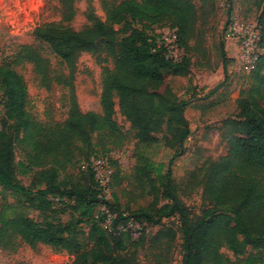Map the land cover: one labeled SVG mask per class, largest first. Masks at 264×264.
I'll return each mask as SVG.
<instances>
[{
  "label": "trees",
  "instance_id": "obj_1",
  "mask_svg": "<svg viewBox=\"0 0 264 264\" xmlns=\"http://www.w3.org/2000/svg\"><path fill=\"white\" fill-rule=\"evenodd\" d=\"M60 1L61 21L39 25L33 35L70 66L81 53L111 59L113 68L105 67L103 73L102 113L81 111L71 83L65 122L41 124L29 112V91L24 77L11 63L1 64L4 117L0 119V186L25 197L29 207L43 215L52 210L50 198L72 200L74 209H81L93 219L92 246L85 247V234L73 223L58 224L48 216L38 223L24 213L5 217L0 210V249L16 252L19 242L31 247L44 244L57 253L72 256L71 264H137L136 255L123 254L125 242L133 240L132 237L108 234L96 218L99 188L92 169L89 183L74 182L64 172L81 149L78 143L89 146L94 134L104 137L120 133L114 118L116 103L139 143L156 142L155 135L166 124L170 135L166 138L168 145L183 146L190 134L185 109L164 72L186 75L190 61H167L162 51H153L156 40L136 25L145 23L151 28L170 22L177 29L179 45L187 48L194 36L198 11L193 0L104 2L106 21L97 17L91 7L89 25L76 31L65 25L76 15L75 0ZM222 58L226 69L224 50ZM16 60V63H33L37 73L44 77V59L32 47L23 46ZM238 107L239 117L224 122V150L207 179L212 207L202 216L192 217L182 203L172 170L162 173L144 155L137 158L136 176L142 183L145 180L153 185L157 179L161 186L158 192L166 203H155L140 211L121 210L115 199L112 204L117 213L126 212L146 224L159 225L164 219L178 215L184 237L183 264L261 262L259 255L264 252V53L252 71L249 90L238 100ZM19 141L29 148L24 165L32 171L37 169L30 187L17 180L18 168L23 165L16 160ZM111 165L114 168L112 161ZM115 175L114 170L113 185ZM164 238L173 242L176 232L162 228L155 239Z\"/></svg>",
  "mask_w": 264,
  "mask_h": 264
},
{
  "label": "rangeland",
  "instance_id": "obj_2",
  "mask_svg": "<svg viewBox=\"0 0 264 264\" xmlns=\"http://www.w3.org/2000/svg\"><path fill=\"white\" fill-rule=\"evenodd\" d=\"M121 1L123 0H75L76 15L70 22H65V25L76 31L85 29L89 25L88 14L91 7L97 17L106 21L104 2L117 4ZM193 2L198 11L194 36L187 48L178 43L180 62L190 61L189 71L183 76L174 75L171 71L164 72L178 102H182L185 109L190 134L183 146L171 148L168 145L166 138H170V135L166 124L155 135L156 142L139 143L131 124L116 103L114 118L120 133L104 137L94 134L89 146L78 143L81 149L76 151V158L65 169L64 173L70 180L89 183L92 159L97 155L108 158L114 163L116 172L113 199L121 210L140 211L151 208L155 203H166L158 192L161 186L157 179L153 185L145 180L142 183L137 178L136 163L140 155H144L155 167H160L162 173H166L169 168L172 170L175 189L192 217L202 216L205 210L212 207L207 179L224 150V122L239 117L241 110L238 100L249 90L254 70L241 61L239 49L233 51L235 46H239L227 35L229 20L237 17L243 22L256 23L264 7V0ZM62 13L60 0H0V65L11 63L24 77L29 91V112L34 120L45 125L62 124L67 119L71 83L81 111L101 114L104 68H113L108 56L96 58L90 53H81L76 63L70 66L56 56L48 45L35 39L33 31L37 26L60 22ZM136 26L145 29L152 39L169 43L170 46L175 45L173 40L177 39V29L170 22L151 28L145 23ZM262 41L264 50V33ZM23 46L32 47L44 59V77L37 73L33 63H16ZM222 50L228 61L226 69ZM216 88V92L211 94ZM3 117L0 90V119ZM28 151L26 143L19 141L16 144V160L23 164L18 168L17 180L26 187L33 183L37 170L32 171L24 165L27 164ZM50 199L52 210L43 215L30 208L25 197L0 186L2 215L11 217L15 213H24L38 223H42L45 216L58 224L73 223L84 232L85 247L90 248L93 219L85 216L81 209H74L72 200ZM181 226L178 215L164 219L159 225L147 222L140 239L125 242L123 254L136 255L137 264H183L184 237ZM165 227L176 232L175 241L155 239L157 233ZM19 244L16 252L0 249V264H71L73 260L69 254L57 253L44 244L35 247L23 242ZM259 258L261 262L258 264H264V252Z\"/></svg>",
  "mask_w": 264,
  "mask_h": 264
},
{
  "label": "built area",
  "instance_id": "obj_3",
  "mask_svg": "<svg viewBox=\"0 0 264 264\" xmlns=\"http://www.w3.org/2000/svg\"><path fill=\"white\" fill-rule=\"evenodd\" d=\"M263 33L264 7L256 23L243 22L237 17L229 20L227 35L231 41L238 44L241 61L253 68L257 64L260 56L264 53L261 47ZM173 42L175 45L170 46L169 43L156 40L153 51H162V55L167 61L180 62L177 39L173 40ZM91 169L99 188V206L96 218L101 221L102 228L111 235L129 234L132 239H138L144 233L147 224L138 222L126 212L117 213L112 209L114 201V168L110 160L104 156L94 157L92 159Z\"/></svg>",
  "mask_w": 264,
  "mask_h": 264
},
{
  "label": "crops",
  "instance_id": "obj_4",
  "mask_svg": "<svg viewBox=\"0 0 264 264\" xmlns=\"http://www.w3.org/2000/svg\"><path fill=\"white\" fill-rule=\"evenodd\" d=\"M237 49H238V47H237V46H235V47L233 48V51H237Z\"/></svg>",
  "mask_w": 264,
  "mask_h": 264
}]
</instances>
